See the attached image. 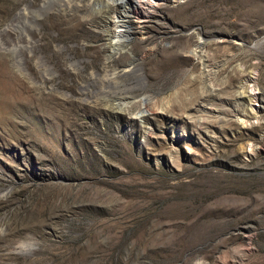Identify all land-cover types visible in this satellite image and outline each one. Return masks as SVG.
<instances>
[{
  "label": "rangeland",
  "instance_id": "1",
  "mask_svg": "<svg viewBox=\"0 0 264 264\" xmlns=\"http://www.w3.org/2000/svg\"><path fill=\"white\" fill-rule=\"evenodd\" d=\"M109 1L0 0V264H264V0Z\"/></svg>",
  "mask_w": 264,
  "mask_h": 264
},
{
  "label": "bare ground",
  "instance_id": "2",
  "mask_svg": "<svg viewBox=\"0 0 264 264\" xmlns=\"http://www.w3.org/2000/svg\"><path fill=\"white\" fill-rule=\"evenodd\" d=\"M109 2H111V0ZM158 2L159 0H121L120 1V3L123 4L122 12L125 13V15L124 16L120 15L121 17L117 15V17L115 16L116 20H113L115 23V30L114 33L111 34L110 38L112 40V45L114 49L122 48V46L126 42H128L129 39H131L130 36L132 34L138 32L146 33L145 30L148 28V23L151 22L152 19L154 18V13H153L154 10L152 9L155 8L156 5H158ZM117 4H119V2ZM122 17L129 18L128 19V22L130 23L129 31L127 30L126 27H124L125 26L124 23L126 22V19H122ZM202 48L203 47H201L200 49L196 48L194 51H192V55L194 59L203 60L202 63H205V59H203V57L205 58V53ZM144 105L145 106L147 105V100L144 102ZM124 110L127 112L130 111L128 107H125ZM146 111L147 110L139 113L138 117H143Z\"/></svg>",
  "mask_w": 264,
  "mask_h": 264
},
{
  "label": "water",
  "instance_id": "3",
  "mask_svg": "<svg viewBox=\"0 0 264 264\" xmlns=\"http://www.w3.org/2000/svg\"><path fill=\"white\" fill-rule=\"evenodd\" d=\"M48 5V3H44L41 7L45 8ZM21 12H18L14 15L13 20H15ZM38 248V243L33 241L30 243H25L24 246L20 247L19 253L25 256H29L32 254V250Z\"/></svg>",
  "mask_w": 264,
  "mask_h": 264
},
{
  "label": "trees",
  "instance_id": "4",
  "mask_svg": "<svg viewBox=\"0 0 264 264\" xmlns=\"http://www.w3.org/2000/svg\"><path fill=\"white\" fill-rule=\"evenodd\" d=\"M124 247H125V246H124ZM124 247H123V245H121V246H120V249H117V250H115V251L113 250V252H111V256H112V255L114 256L115 254L117 255L119 252L123 251V250H124ZM116 263L119 264V259H116Z\"/></svg>",
  "mask_w": 264,
  "mask_h": 264
}]
</instances>
